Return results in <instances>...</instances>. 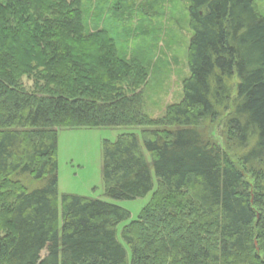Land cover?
<instances>
[{"label": "trees", "instance_id": "1", "mask_svg": "<svg viewBox=\"0 0 264 264\" xmlns=\"http://www.w3.org/2000/svg\"><path fill=\"white\" fill-rule=\"evenodd\" d=\"M173 1L0 0V264H264L259 0H179L190 74L155 117L140 89ZM100 127L140 129L103 142L106 196L152 191L130 262L129 210L63 194L59 218V131Z\"/></svg>", "mask_w": 264, "mask_h": 264}, {"label": "rangeland", "instance_id": "2", "mask_svg": "<svg viewBox=\"0 0 264 264\" xmlns=\"http://www.w3.org/2000/svg\"><path fill=\"white\" fill-rule=\"evenodd\" d=\"M258 6L264 15V0H259ZM169 14L171 19H167L168 23L159 29L164 41L152 43L153 56H148L146 62L148 78L140 89L145 101L144 110L155 117L162 116L169 104L181 100L182 81L190 74L186 53L192 33L186 22L187 16L183 11L182 2L174 0ZM129 23L128 19L125 20L124 27L133 26ZM113 35L119 38L122 45L124 44L126 33L123 26L114 23ZM34 57H40L39 53ZM25 59V61H31L30 56ZM19 64L17 63L20 67L23 63ZM23 80L28 88H32L30 79L24 77ZM134 131L139 133L140 129L131 127L63 129L59 131L57 155L59 218H61V196L63 194L99 198L129 210V219L117 225V237L127 249L129 262L131 251L121 231L127 223L138 218L140 211L150 202L152 191L143 197L131 200L110 198L104 191L102 166L104 140L115 141L121 133ZM152 175L154 189H156L157 179L154 171Z\"/></svg>", "mask_w": 264, "mask_h": 264}]
</instances>
